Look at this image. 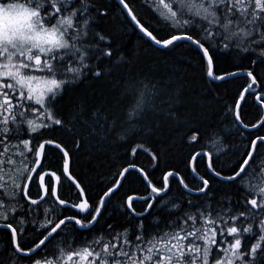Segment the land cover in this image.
<instances>
[{
	"label": "snow or ice",
	"instance_id": "snow-or-ice-1",
	"mask_svg": "<svg viewBox=\"0 0 264 264\" xmlns=\"http://www.w3.org/2000/svg\"><path fill=\"white\" fill-rule=\"evenodd\" d=\"M136 3L0 0V228L8 237L0 264H264V134L252 131L264 129V116L249 124L240 111L245 92L264 103V87L254 88L258 78L264 85L257 73L264 65V0H143L139 7L155 9V27L134 11ZM114 19L162 48L181 42L194 47L212 81L250 78L234 101V123L249 131L242 152L226 144L223 130L206 131L200 118L180 111L183 93L173 81L129 70ZM160 31L164 37L154 34ZM221 57L240 61L237 70L214 72ZM105 78L115 90L110 103L74 95L79 86ZM164 125L170 126L166 138ZM58 134L77 151L83 143L139 140L132 155L146 152L153 168L126 162L89 203L92 197L70 171V152ZM166 141L192 149L185 167L193 181L186 182L177 168L154 180ZM229 152L237 156L234 164L218 170ZM52 154L61 161L59 174L45 170ZM62 178L76 190L66 198ZM137 180L147 194L121 197L109 211L124 183ZM221 184L237 194L222 191ZM84 232L91 238L83 240Z\"/></svg>",
	"mask_w": 264,
	"mask_h": 264
},
{
	"label": "trees",
	"instance_id": "trees-1",
	"mask_svg": "<svg viewBox=\"0 0 264 264\" xmlns=\"http://www.w3.org/2000/svg\"><path fill=\"white\" fill-rule=\"evenodd\" d=\"M109 2L114 4L115 0H109ZM141 3L143 1L137 0V3L133 5L134 11L147 24L153 27L157 26V18L153 15L155 11L154 7L151 10L148 7H139L138 5ZM113 25L121 32L120 39L123 48L129 56L128 68L131 72H143L145 75L161 81H173V86L181 89L183 93L180 111L184 115L191 114L200 118V126L206 131L223 130L224 135L227 137V145L239 146V151L241 152L244 150L243 144L247 142L249 131L234 123V113L236 111L234 101L239 99V94L251 82L250 78L244 75L231 77L225 81H212L206 75V66H201L200 55L194 47L181 42L175 48H158L147 38H141L138 31L133 30V27L121 24L120 19H114ZM154 34H157L158 37L165 36L164 31ZM239 63L240 61L238 60L221 57L218 63L214 65V72L220 74L225 70L236 71L235 65ZM257 73L259 77H264V65L257 69ZM261 87H264V85L259 84L258 78V84L254 85V88L259 91ZM85 94L97 97L98 103L101 102L100 97L107 98L110 103L111 98L115 96V90L113 84L105 78L101 81H89L87 84L79 86L76 93H74V95ZM240 111L241 119L245 123H256L261 116H264V103L256 100L255 95H250L246 92ZM213 125L215 127H210ZM252 131L264 134V129ZM170 134V126L164 125L161 130V137L166 138ZM58 135L64 140L70 152L71 172L82 180L83 186H86V195L92 197L89 203L98 199V195L102 194L101 190L106 188L114 174L121 171L122 165H126V162L134 161L138 166L144 167L146 170H152L153 168V162L146 152L138 149L137 154L135 156L132 155V148L141 143L139 140L131 143H115L104 147L83 143L77 151L73 148V142L70 138L62 134ZM207 143L209 142H202V144ZM201 147L202 145H196V150H201ZM189 151H192V149L166 141L164 146L165 155L159 167L152 174L154 180H162L163 171L169 168H177L181 175L186 178V182L193 181L194 178L190 170L185 167ZM236 158L235 152H229L227 155L221 157V162L216 167L218 170L223 168L227 171L228 165L234 164ZM206 159L205 157V163ZM60 166L61 161L55 154L49 155L48 160L44 162L46 171L58 172ZM198 171L201 174L205 172L203 164L199 167ZM63 183L64 188L61 189V198L68 197L69 190L75 193L76 190L74 188L69 189L66 180H63ZM170 184L172 193L177 194L180 190L177 183L170 178ZM196 184L198 182L190 186H196ZM213 187L215 188L217 185L213 184ZM219 187L230 195L237 194L235 187L231 185L221 184ZM30 190L33 198H35L36 187L30 185ZM133 193L138 195L147 194L143 184L139 180L135 183H124L123 188L120 189L117 196L112 198V203L108 206L109 211L115 210L122 203L121 197L126 198V195ZM72 198L74 199V196ZM49 206H51V201L42 207ZM59 211V206H57V212ZM65 211L67 214H73L74 212L72 209H66ZM105 216L107 217V213ZM81 238L83 240L90 239L91 234L84 232ZM7 239V234L3 229H0V251L4 249ZM21 264H26V262H21Z\"/></svg>",
	"mask_w": 264,
	"mask_h": 264
},
{
	"label": "water",
	"instance_id": "water-1",
	"mask_svg": "<svg viewBox=\"0 0 264 264\" xmlns=\"http://www.w3.org/2000/svg\"><path fill=\"white\" fill-rule=\"evenodd\" d=\"M154 44V43H153ZM155 45V44H154ZM155 46H157V45H155ZM158 48H162V47H160V46H157ZM162 49H164V48H162ZM237 76H244L243 74H241V75H237ZM215 82H219V81H215ZM245 94H246V92L244 93V96H245ZM242 101L243 100H241L240 101V103L242 104ZM70 171H71V158H70ZM50 172V171H49Z\"/></svg>",
	"mask_w": 264,
	"mask_h": 264
},
{
	"label": "rangeland",
	"instance_id": "rangeland-1",
	"mask_svg": "<svg viewBox=\"0 0 264 264\" xmlns=\"http://www.w3.org/2000/svg\"><path fill=\"white\" fill-rule=\"evenodd\" d=\"M139 1V0H138ZM143 0H141V2H142Z\"/></svg>",
	"mask_w": 264,
	"mask_h": 264
},
{
	"label": "flooded vegetation",
	"instance_id": "flooded-vegetation-1",
	"mask_svg": "<svg viewBox=\"0 0 264 264\" xmlns=\"http://www.w3.org/2000/svg\"><path fill=\"white\" fill-rule=\"evenodd\" d=\"M47 179V178H46ZM0 229H2V228H0Z\"/></svg>",
	"mask_w": 264,
	"mask_h": 264
},
{
	"label": "bare ground",
	"instance_id": "bare-ground-1",
	"mask_svg": "<svg viewBox=\"0 0 264 264\" xmlns=\"http://www.w3.org/2000/svg\"><path fill=\"white\" fill-rule=\"evenodd\" d=\"M236 77V76H235Z\"/></svg>",
	"mask_w": 264,
	"mask_h": 264
}]
</instances>
